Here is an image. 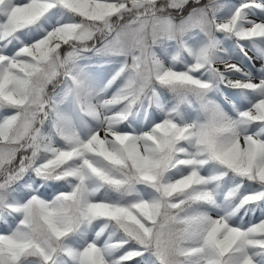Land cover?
Listing matches in <instances>:
<instances>
[{
  "label": "snow or ice",
  "instance_id": "obj_1",
  "mask_svg": "<svg viewBox=\"0 0 264 264\" xmlns=\"http://www.w3.org/2000/svg\"><path fill=\"white\" fill-rule=\"evenodd\" d=\"M0 264H264V0H0Z\"/></svg>",
  "mask_w": 264,
  "mask_h": 264
}]
</instances>
